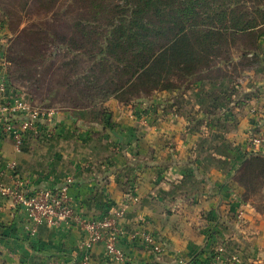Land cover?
<instances>
[{
  "label": "crops",
  "instance_id": "crops-1",
  "mask_svg": "<svg viewBox=\"0 0 264 264\" xmlns=\"http://www.w3.org/2000/svg\"><path fill=\"white\" fill-rule=\"evenodd\" d=\"M257 47L245 85H234L241 92L230 79L198 82L190 89L193 110L164 92L105 102L121 144L105 128L101 106L55 114L21 152L0 133V182L17 178L33 192L72 178L69 197L85 220L107 217L121 233L124 262L98 243L88 264L205 263L215 254L219 264H264V211L236 180L245 156L256 152L251 140L264 132V36ZM5 48L2 32L0 76L7 79ZM142 233L155 237L160 253L143 244ZM87 236L83 226L64 224L32 234L24 211L0 196V264H77Z\"/></svg>",
  "mask_w": 264,
  "mask_h": 264
},
{
  "label": "trees",
  "instance_id": "trees-1",
  "mask_svg": "<svg viewBox=\"0 0 264 264\" xmlns=\"http://www.w3.org/2000/svg\"><path fill=\"white\" fill-rule=\"evenodd\" d=\"M111 1L106 4L105 0H95L91 19L97 20L100 13L108 10L104 40L95 61L108 64L117 78L112 76L102 83L91 74L79 78L84 81L85 100L90 107L103 109L105 102L139 85L146 94L169 89L166 83L172 75L192 85L210 79L208 75L215 63L210 57L222 50L228 37L253 36L251 56L255 59L254 51L264 36L262 0ZM78 24L80 31H84L81 22ZM72 86L67 84L69 89ZM101 114L105 128L114 131L107 111L103 109ZM240 171L237 182L245 195L255 186L264 187V154H247Z\"/></svg>",
  "mask_w": 264,
  "mask_h": 264
},
{
  "label": "rangeland",
  "instance_id": "rangeland-1",
  "mask_svg": "<svg viewBox=\"0 0 264 264\" xmlns=\"http://www.w3.org/2000/svg\"><path fill=\"white\" fill-rule=\"evenodd\" d=\"M111 2L105 0L104 3ZM94 3L95 0H0V24L6 34L4 68L7 81L11 88L34 107L54 111L56 114L90 108L85 100L84 81L79 78L83 74H91L100 83L112 76H115L113 79L117 78L109 70L108 64L95 61L104 40L107 21L105 15L108 10L100 13L97 20H93L91 16L95 12ZM79 22L85 32L80 31ZM262 30L264 31V27ZM228 38L221 47L222 50L210 57L215 62L214 67L208 75L210 79L203 81L230 79L233 90L239 92L246 81V71L253 67L255 59L251 55L255 38ZM245 52L250 54L247 57L241 56ZM223 75H226L225 78H221ZM71 83L73 86L69 89L67 84ZM166 85L169 89L151 94H146L144 87L139 85L118 94L114 100L120 103L144 100L164 92L166 96L176 94L186 108L193 110L192 105H189V98L194 84H184L176 75H172ZM234 85L240 88L236 89ZM194 100L192 98V102ZM253 139L251 144L256 147V152L264 154V149L254 144ZM240 175L241 171L236 176L237 181ZM245 196L259 211H264L263 186H255Z\"/></svg>",
  "mask_w": 264,
  "mask_h": 264
},
{
  "label": "built area",
  "instance_id": "built-area-1",
  "mask_svg": "<svg viewBox=\"0 0 264 264\" xmlns=\"http://www.w3.org/2000/svg\"><path fill=\"white\" fill-rule=\"evenodd\" d=\"M3 29L0 24V35ZM54 111L34 107L16 92L6 78L0 76V133L9 136L15 152H21L27 137L38 136L42 122H51ZM53 134V128L45 131L46 136ZM253 143L264 149V133L254 137ZM10 167V166H9ZM12 169V167H10ZM72 178H66L55 189L27 191L24 182L15 178L11 186L0 182V196L8 199L14 207H20L26 215V223L33 234L38 226H58L64 224L83 226L87 239L80 244L85 252L84 258L77 264H88V252L98 243H104L106 255L119 262L125 261L124 254L117 248L121 237L120 230L109 218L85 220L75 208L69 197ZM143 244L156 253H160L155 237L150 233L140 235ZM204 264H219V256H212Z\"/></svg>",
  "mask_w": 264,
  "mask_h": 264
},
{
  "label": "water",
  "instance_id": "water-1",
  "mask_svg": "<svg viewBox=\"0 0 264 264\" xmlns=\"http://www.w3.org/2000/svg\"><path fill=\"white\" fill-rule=\"evenodd\" d=\"M111 134H112V136H113L114 138H116V139L118 140L119 144L122 143V140H123L122 136H120V135H119L117 132H115V131H111Z\"/></svg>",
  "mask_w": 264,
  "mask_h": 264
}]
</instances>
